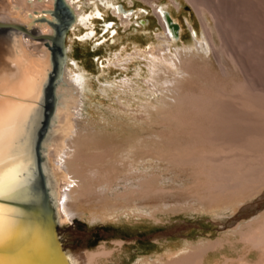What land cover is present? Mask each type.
<instances>
[{
  "label": "bare ground",
  "instance_id": "obj_1",
  "mask_svg": "<svg viewBox=\"0 0 264 264\" xmlns=\"http://www.w3.org/2000/svg\"><path fill=\"white\" fill-rule=\"evenodd\" d=\"M65 1L75 14L71 25L93 18V14L85 16L75 0ZM190 1L199 13L213 16L223 38L231 27L220 22L222 3ZM54 3L0 0V194L9 188L19 193L31 190L36 181L38 143L40 168L62 224L75 222L83 204L121 208L139 201L166 206L171 212L218 210L228 214L263 200L264 88L246 80L230 87L215 79L198 91L186 87L184 74L200 73L208 62L199 58L213 51L211 36L205 33L200 40L195 33L197 42L175 53L152 52V83L163 96L149 104L156 112H148L158 118L159 127H171V131L145 130L144 136L118 144L115 141L121 135L91 132L78 125L84 79L80 75L73 78L68 67L61 68V53L53 38ZM115 12L121 17L129 15L123 7ZM161 12L162 24L172 29L168 12L164 8ZM120 148L115 160L107 163L110 153ZM155 160L167 174L162 169L142 171V166L148 161L153 165ZM179 201L184 204L175 205ZM240 219L226 221L225 227H232L228 232L238 233L262 254L259 261L241 260V264H264V209L247 222L238 223ZM221 247L220 240L189 246L166 264H206L207 256ZM74 256V264H89L90 255L75 251Z\"/></svg>",
  "mask_w": 264,
  "mask_h": 264
},
{
  "label": "rangeland",
  "instance_id": "obj_2",
  "mask_svg": "<svg viewBox=\"0 0 264 264\" xmlns=\"http://www.w3.org/2000/svg\"><path fill=\"white\" fill-rule=\"evenodd\" d=\"M75 1L85 16L94 15L91 20L86 19V24L75 22L71 25L63 39L65 57L62 70L68 67L73 78L80 75L84 79L80 119L77 118L81 128L121 135V139L114 140L118 144H128L133 136H144L142 131L145 130L171 131V127H159L158 118L148 112H156L149 109V104H155L163 96L152 83V52L156 55L162 49L160 53L164 55L175 53L195 44L197 34L200 40L205 39V33L211 36L213 51L208 50L203 58L198 59L205 58L209 62L200 69L202 72L199 70L200 73L191 74L192 78L190 74H184L186 87L198 91L215 79L230 87L237 81L246 80L264 88V0H219L222 3L220 22L236 30L235 34L231 28L226 29L223 38L216 31L213 16L209 12L199 13V7L190 0H133L132 3L128 0ZM120 7L129 15L119 16L115 8L119 10ZM161 8L168 12L172 29L162 24L159 16ZM98 11L101 14L97 15ZM253 28L257 30L253 32ZM50 43L54 47L52 41ZM121 149L111 150L107 163L115 160ZM151 162L153 165L148 161V165L142 166L143 172L162 169L166 173L165 168L160 169L158 161ZM141 203L137 201L113 209L96 203L80 206L75 217V230L80 234L74 236L71 242L81 247L79 252L90 255L87 263L166 264L179 258L189 246L218 240L222 241L223 247L212 251L206 264H218L226 258L232 259L228 264H241V260L255 262L262 258L261 252L252 248L242 236L228 232L232 227H222V223L237 212H171L166 206L157 208L156 205ZM183 204L179 201L175 205ZM262 209L264 206L256 211ZM256 211L242 217L238 223L251 220ZM181 222L193 224L181 232L184 236L174 234L150 240L142 238Z\"/></svg>",
  "mask_w": 264,
  "mask_h": 264
},
{
  "label": "water",
  "instance_id": "obj_3",
  "mask_svg": "<svg viewBox=\"0 0 264 264\" xmlns=\"http://www.w3.org/2000/svg\"><path fill=\"white\" fill-rule=\"evenodd\" d=\"M55 20L53 38L61 53L63 62V39L74 20V12L65 0H55L52 10ZM43 131V129H42ZM40 133V136L42 134ZM37 172L31 190L21 191L9 188L8 193L0 194V264H74V252H79L73 237L80 234L75 222H58L54 203L49 196L44 173L40 168L42 156L36 144ZM7 190V191H8ZM229 219L247 217L264 206V201L249 202ZM193 224L181 222L143 236L152 239L168 235H180ZM226 222L222 223V227Z\"/></svg>",
  "mask_w": 264,
  "mask_h": 264
}]
</instances>
